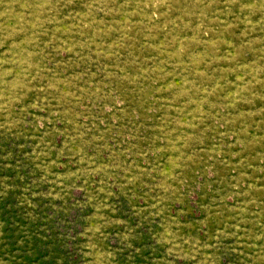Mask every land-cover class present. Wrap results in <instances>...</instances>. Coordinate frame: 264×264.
I'll return each mask as SVG.
<instances>
[{"label": "rangeland", "instance_id": "rangeland-1", "mask_svg": "<svg viewBox=\"0 0 264 264\" xmlns=\"http://www.w3.org/2000/svg\"><path fill=\"white\" fill-rule=\"evenodd\" d=\"M0 264H264V0H0Z\"/></svg>", "mask_w": 264, "mask_h": 264}]
</instances>
